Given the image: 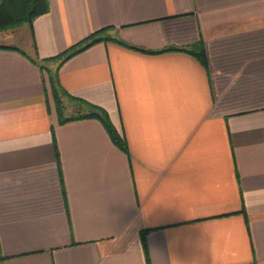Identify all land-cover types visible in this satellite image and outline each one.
<instances>
[{
  "label": "crops",
  "instance_id": "1",
  "mask_svg": "<svg viewBox=\"0 0 264 264\" xmlns=\"http://www.w3.org/2000/svg\"><path fill=\"white\" fill-rule=\"evenodd\" d=\"M48 1L0 33V264H264V0Z\"/></svg>",
  "mask_w": 264,
  "mask_h": 264
},
{
  "label": "trees",
  "instance_id": "2",
  "mask_svg": "<svg viewBox=\"0 0 264 264\" xmlns=\"http://www.w3.org/2000/svg\"><path fill=\"white\" fill-rule=\"evenodd\" d=\"M48 12H49L48 0H0V33L13 30L15 28L24 25H28L31 27L33 21L37 17L42 16ZM106 30L107 28H103L93 32L83 41L71 46L62 54L53 58L46 59L44 60V62L52 61L55 59H62L61 61H64L69 57H71L72 55L76 54L77 52L82 51L85 48L91 46L95 42L110 39L109 37L104 36ZM112 40L119 42L120 44H125L118 39H112ZM0 47L7 48L6 46L3 45H0ZM166 50H180V51L188 52L193 56H195L203 65L206 66L207 64L204 45L201 40H199L197 43L187 48H169ZM32 60L35 63H37L42 70L45 71L47 70L44 64L39 63V61L35 59ZM52 83L53 82H51V87L54 94L56 110L58 113V118L60 123H65L70 120H75L79 118H87V117L95 118L99 120L102 123V125L105 127L114 144L117 145L124 152L126 153L128 152L125 140L122 137H120V135L116 132L115 128L112 126L111 122L109 121L108 114L105 110L87 101L67 95V93L63 90L61 91V94L58 95L57 91L60 87L56 88L52 85ZM64 96H67L69 99L74 100L76 102V110L73 111L72 113H69L67 106L63 101ZM144 234H145L144 231L141 232V238L143 240V243H144Z\"/></svg>",
  "mask_w": 264,
  "mask_h": 264
}]
</instances>
